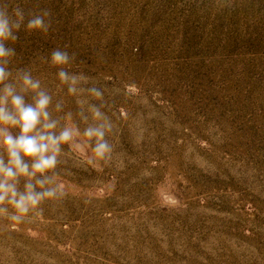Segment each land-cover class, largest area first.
Wrapping results in <instances>:
<instances>
[{"label":"rangeland","instance_id":"rangeland-1","mask_svg":"<svg viewBox=\"0 0 264 264\" xmlns=\"http://www.w3.org/2000/svg\"><path fill=\"white\" fill-rule=\"evenodd\" d=\"M0 4L50 13L47 31L25 20L5 42L7 82L29 70L52 117L71 111L82 131L49 62L65 50L69 71L105 89L116 126L107 161L62 146L66 195L0 220V264H264V0Z\"/></svg>","mask_w":264,"mask_h":264},{"label":"clouds","instance_id":"clouds-1","mask_svg":"<svg viewBox=\"0 0 264 264\" xmlns=\"http://www.w3.org/2000/svg\"><path fill=\"white\" fill-rule=\"evenodd\" d=\"M48 15L50 13L45 11L44 16L26 18L20 5L9 13V6L0 4V220L7 219L13 225L24 223L37 211L42 215L44 201L66 195L56 171L60 163L58 157L64 154L62 146L67 145L79 153L90 149L100 161L109 160L114 151L109 136L116 126L104 110L108 107L105 89L98 87L93 77L69 71L73 57L67 51L53 50L49 62L58 69L57 77L61 84L67 85L68 94L77 97V115L85 125L82 131L71 111L63 117H52L49 111L52 96L29 70H18L15 82H7L13 74L6 64L15 50L6 47L5 42L18 39L16 33L25 25V20L27 30L47 31L44 17ZM29 93L32 100L26 102L25 95ZM61 108L57 103L56 111ZM12 129L18 130L17 134L14 135ZM80 137L86 138V142H81ZM89 162H95L93 157H89Z\"/></svg>","mask_w":264,"mask_h":264}]
</instances>
